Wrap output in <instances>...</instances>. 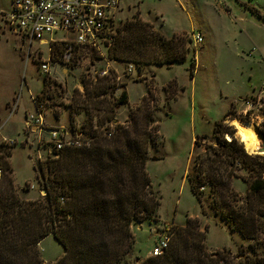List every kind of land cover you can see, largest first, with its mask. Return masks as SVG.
Returning <instances> with one entry per match:
<instances>
[{"label":"rangeland","instance_id":"1","mask_svg":"<svg viewBox=\"0 0 264 264\" xmlns=\"http://www.w3.org/2000/svg\"><path fill=\"white\" fill-rule=\"evenodd\" d=\"M9 4L10 0H0V166L2 174L5 164L11 167L19 196L37 200L46 195L38 167L55 158V149L49 144L51 129L64 130L74 137L84 134L81 139L90 131V122L100 129V117L90 121L84 112L75 116L72 125L69 104L74 89L84 91L83 75L106 71L115 74L118 82L107 98H117L125 89L129 102L120 105L101 130H113L116 124L128 126L130 111L142 103L153 118L152 126L158 124L159 130L155 144L148 148L146 170L160 205L154 219L131 224L134 244L120 264H138L149 257L158 240L156 229L173 231L186 226L188 218L196 219L205 232L208 253L230 252L254 258V241L243 239L214 213L208 185L202 190L200 202L190 189L187 174L194 172L197 156L207 155V147L218 146L221 138L231 139L228 133H214L216 123L229 110L232 114L223 120L224 126L241 142L232 122L251 124L264 152V140L257 134L263 135L264 130L259 120L241 115L243 102L238 98L244 91L257 92L264 79V0H124L118 25L140 18L152 22L168 37L202 34L203 42L197 46L188 42V57L169 67L116 63L108 58L105 46L99 50L80 46L66 63L52 52L50 55L48 45L29 41L9 29L2 16ZM194 58L196 65L191 71ZM42 63L49 64V73L42 72ZM130 65L132 71L127 72ZM45 77L49 85L43 90ZM232 101L236 102L234 106H230ZM38 111L44 119L43 130L26 125L27 118ZM245 150L264 156L259 150ZM235 174L247 175L241 169ZM231 186L242 196L248 192V184L241 177H234ZM38 249L44 264H53L65 254L52 235L44 238Z\"/></svg>","mask_w":264,"mask_h":264},{"label":"trees","instance_id":"2","mask_svg":"<svg viewBox=\"0 0 264 264\" xmlns=\"http://www.w3.org/2000/svg\"><path fill=\"white\" fill-rule=\"evenodd\" d=\"M191 41L186 34L168 37L152 22L129 19L116 27L114 40L107 47L108 58L137 66L169 67L188 57L187 43ZM51 52L63 59L61 46ZM195 65L194 58L191 71ZM82 83L84 91L74 89L69 104L70 122L73 125L75 116L84 112L90 121L100 117V129L90 122L81 146L55 149V158L39 165L46 195L22 199L12 169L5 164L0 179V264H44L38 245L50 235L65 251L53 264H120L134 244L131 224L154 219L157 214L160 200L146 164L148 148L159 134L158 124L152 126L153 118L142 103L130 111L128 126L116 124L113 130H101L116 109L129 102L127 91L107 98L118 84L113 73L83 75ZM48 85L45 77L43 90ZM37 102L39 109L41 101ZM231 114L229 110L223 120ZM223 120L216 123L214 133H228L232 138H221L218 146L207 147L206 156H197L187 180L200 202L201 188L209 186L214 213L243 239L254 241L255 257L208 253L205 232L196 219L188 218L186 226L173 228L170 246L162 255L138 264H264V156L248 154ZM257 134L264 140V134ZM238 169L247 175L238 176ZM234 177L248 184L245 196L232 189Z\"/></svg>","mask_w":264,"mask_h":264},{"label":"built area","instance_id":"3","mask_svg":"<svg viewBox=\"0 0 264 264\" xmlns=\"http://www.w3.org/2000/svg\"><path fill=\"white\" fill-rule=\"evenodd\" d=\"M124 0H10L9 8L2 13L3 20L9 29L29 41H37L39 45H48L49 53L55 46L64 50L63 60L70 62L75 50L80 46L100 49L110 47L116 27L118 14L122 10ZM56 35V37H54ZM195 46L203 42L200 32L192 33ZM43 73H49V64L42 63ZM132 71V65L127 72ZM106 71L100 73L106 75ZM241 115L249 116L264 130V79L260 89L242 99ZM27 124L43 130L44 119L40 112L30 115ZM51 148L59 150L65 146L82 145L81 135L76 137L64 130L54 128L50 131ZM7 141L10 145L14 141ZM2 168L0 166V178ZM204 188H201L203 190ZM158 240L149 253V257H157L170 246L172 228L156 229Z\"/></svg>","mask_w":264,"mask_h":264},{"label":"bare ground","instance_id":"4","mask_svg":"<svg viewBox=\"0 0 264 264\" xmlns=\"http://www.w3.org/2000/svg\"><path fill=\"white\" fill-rule=\"evenodd\" d=\"M232 125L236 128V134L240 138L242 144L250 152H258L264 154L260 151V141L253 130V127L249 123H244L240 121H233Z\"/></svg>","mask_w":264,"mask_h":264},{"label":"crops","instance_id":"5","mask_svg":"<svg viewBox=\"0 0 264 264\" xmlns=\"http://www.w3.org/2000/svg\"><path fill=\"white\" fill-rule=\"evenodd\" d=\"M116 63H119V62H116ZM249 94H251V93H249L248 91H244V93H243V95H240V97H238L239 99H240V101H242V98H244V96L245 95H249ZM236 104V102H234V101H232L231 103H230V106H234ZM26 125L28 126V127H30L28 124H27V121H26ZM31 127L32 128H36V126H34L33 124L31 125ZM262 155H264V154H262Z\"/></svg>","mask_w":264,"mask_h":264},{"label":"water","instance_id":"6","mask_svg":"<svg viewBox=\"0 0 264 264\" xmlns=\"http://www.w3.org/2000/svg\"><path fill=\"white\" fill-rule=\"evenodd\" d=\"M232 138V137H231ZM218 145V144H217Z\"/></svg>","mask_w":264,"mask_h":264}]
</instances>
